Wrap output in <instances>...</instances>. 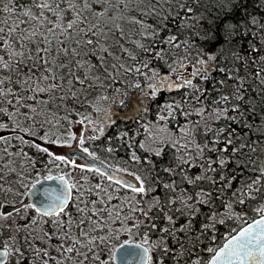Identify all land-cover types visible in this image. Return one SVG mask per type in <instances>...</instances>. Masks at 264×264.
<instances>
[{
	"label": "snow or ice",
	"instance_id": "6c2138e0",
	"mask_svg": "<svg viewBox=\"0 0 264 264\" xmlns=\"http://www.w3.org/2000/svg\"><path fill=\"white\" fill-rule=\"evenodd\" d=\"M0 264H264V0H0Z\"/></svg>",
	"mask_w": 264,
	"mask_h": 264
},
{
	"label": "trees",
	"instance_id": "16d2710c",
	"mask_svg": "<svg viewBox=\"0 0 264 264\" xmlns=\"http://www.w3.org/2000/svg\"><path fill=\"white\" fill-rule=\"evenodd\" d=\"M167 95V93H161V97L160 99H163L165 98ZM132 96H135V92H131L130 93V97ZM140 99V97H135V99H127L126 100V107H124V109L128 108L129 109V112L128 115L132 116L133 115V112H134V109L136 107V100ZM157 102H152V101H148L147 104L148 106L150 107L151 109V112L149 113V115L147 117H145V119H152L154 118L155 116V112H156V109H157ZM123 107L121 106H113V109L112 111L116 113V117L117 118L118 116L120 117V113L122 111ZM123 118V117H122ZM140 127L139 123L135 122L134 120H127V121H123L122 119L119 120L117 122V124H115V126L112 125V129L110 131H108V135H112L114 136L116 133H118L119 131H123V130H130L131 133H135L136 130ZM225 230L224 229H221V233L223 234Z\"/></svg>",
	"mask_w": 264,
	"mask_h": 264
},
{
	"label": "flooded vegetation",
	"instance_id": "af4514ba",
	"mask_svg": "<svg viewBox=\"0 0 264 264\" xmlns=\"http://www.w3.org/2000/svg\"><path fill=\"white\" fill-rule=\"evenodd\" d=\"M115 113H117V112H115ZM128 113H129V109L128 108L124 109V107H123V109H122V111L120 113V117L118 116L119 117L118 119L115 118L116 115L113 117V119L116 120V124H117V122L120 119H122L123 121H125V118L124 117H125V115H128ZM101 117H102V114H99V116H98L97 119H100ZM113 126H115V125H113ZM111 129H112V125H110L109 128L106 130V136H108V131H110ZM64 151H67V150L65 149ZM101 155H102V158H103V154H101ZM81 163H82V161H81Z\"/></svg>",
	"mask_w": 264,
	"mask_h": 264
},
{
	"label": "rangeland",
	"instance_id": "374dc122",
	"mask_svg": "<svg viewBox=\"0 0 264 264\" xmlns=\"http://www.w3.org/2000/svg\"><path fill=\"white\" fill-rule=\"evenodd\" d=\"M130 113V112H129ZM94 115V117L95 118H98V116H99V114H93ZM129 118L128 119H125V121H127V120H131V116L130 115H127ZM121 120V119H120ZM102 139H105V137H102ZM99 143V142H98ZM121 155H123V152H121ZM109 163H114V161H112V160H109L108 161Z\"/></svg>",
	"mask_w": 264,
	"mask_h": 264
}]
</instances>
